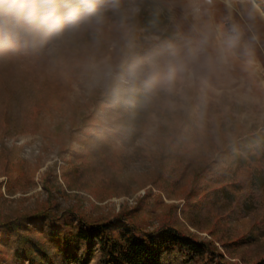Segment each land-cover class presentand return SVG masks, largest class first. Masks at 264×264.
Instances as JSON below:
<instances>
[{
    "label": "rangeland",
    "instance_id": "rangeland-1",
    "mask_svg": "<svg viewBox=\"0 0 264 264\" xmlns=\"http://www.w3.org/2000/svg\"><path fill=\"white\" fill-rule=\"evenodd\" d=\"M113 2L78 0L71 11L67 0H50L51 21H60L53 33L15 37L0 48V217L42 205L88 218L136 207L146 226L157 227L168 204L178 205L180 218L184 208L193 212L186 198L206 163L218 171L235 151L249 168L264 170L258 149L246 152L241 143L264 133V0H118L115 9ZM89 5L110 13L90 21ZM143 12L155 17L149 30L139 25ZM73 17L78 25L85 21L83 28L73 29ZM233 26L240 38L230 47ZM105 64L115 70L110 80L97 73ZM31 84L42 93L8 122L1 106ZM131 95L148 110L136 115ZM134 124L137 137L124 142L117 131L133 132ZM96 140L107 148L102 160L91 154ZM177 150L197 162L181 183L171 177L174 186L168 185L170 196L163 195L161 204L153 183L169 178L177 161L168 154ZM149 189L154 194L147 199ZM190 218L205 228L183 221L185 227L203 239L230 242L250 235L246 246L230 244L233 260L252 264L264 257L257 215L234 218L228 211L196 209ZM9 258L0 255L2 264Z\"/></svg>",
    "mask_w": 264,
    "mask_h": 264
},
{
    "label": "trees",
    "instance_id": "trees-1",
    "mask_svg": "<svg viewBox=\"0 0 264 264\" xmlns=\"http://www.w3.org/2000/svg\"><path fill=\"white\" fill-rule=\"evenodd\" d=\"M67 1L69 10L75 11L78 0ZM49 2L50 0H0V48L5 41L15 37H37L39 34L49 36L53 33L49 14L52 7L48 6ZM29 13L32 14L31 17ZM109 13L96 8V13L89 18L94 21L97 16L103 17ZM139 17L140 27L149 30L154 15L143 12ZM4 20H10L12 26ZM83 23L85 21L75 30L83 28ZM27 24L31 26V30H27ZM11 29L19 33L14 34ZM36 86L31 84L29 87H23L24 89L15 92L14 96H10L6 103H3L1 111L8 122H14L16 115L19 116L22 109L26 110L31 97L33 99L40 96L41 88ZM117 97L122 102L126 99L125 96ZM131 98L135 103L133 111L136 115L148 110L149 105L146 102L134 95H131ZM141 122H137L140 128ZM132 128L133 132L117 131L124 142H131L137 137L138 125L134 124ZM241 141L243 147H246V152L256 148L260 157L264 158V133L247 136ZM90 143L91 154L96 160L104 159L102 154L107 149L105 143L100 140ZM230 154L233 158L231 163L220 170L212 171L208 162L194 176L190 186L192 194L187 196L186 200L188 206L195 209L189 212L184 208L180 213L181 218L177 213L178 205L175 204H168L170 211L157 227L146 226L143 218L136 214V207H124L117 214L88 218L74 209L55 212L52 207L42 205L16 217H0V232L3 231L8 237L0 239V246L8 248L5 252L0 247V255L6 254L10 257L9 264H251L244 258L240 261L233 260L235 257L229 249L230 244L237 249L248 245L250 235L240 236L230 242H223L219 238L208 240L190 232L184 225L188 224L197 230L205 228L190 218L196 209L200 213L211 210L228 211L234 218L257 215L255 224L264 234V170L249 168L247 160L235 151ZM252 157L257 159V156ZM168 159L177 161L173 164L169 178L165 176L163 180L153 183L154 188L160 192L155 200L161 204H164L163 195L167 198L170 196L168 185L174 186L170 182L171 177L176 183H181L187 170L197 162L191 158V154L178 150L170 152ZM235 162L238 167L233 172ZM179 163L181 167L176 166ZM203 180L207 183L206 188L200 186L197 190ZM202 188L205 191L199 193ZM196 192L197 194H193ZM153 194L149 189L144 197L149 199ZM213 232L214 230H211L212 235H215ZM255 237L253 236L254 239ZM217 242L228 252L220 250ZM1 261L0 259V264ZM252 264H264V257L253 261Z\"/></svg>",
    "mask_w": 264,
    "mask_h": 264
},
{
    "label": "clouds",
    "instance_id": "clouds-1",
    "mask_svg": "<svg viewBox=\"0 0 264 264\" xmlns=\"http://www.w3.org/2000/svg\"><path fill=\"white\" fill-rule=\"evenodd\" d=\"M112 7L114 9L119 7L118 0H114ZM95 13H96V9L94 7H92L91 5H89L86 9V14L90 16V15H94ZM31 15L32 14L29 13V17H31ZM96 19H97V23H99L101 21V17H99V16H97ZM53 23L59 24L60 21L57 19V20H54ZM71 23H72L73 29L78 27V21L75 17H73ZM232 33H233V35L229 38V46L235 47L239 41V38H240V32H239L238 26H233ZM153 70H155V66H154ZM97 73L99 76L103 77L104 79L110 80L114 77L115 70L110 64H105L103 67L97 69ZM130 75L133 78H135L137 73L132 72V73H130ZM172 79H174V77H170V86H171Z\"/></svg>",
    "mask_w": 264,
    "mask_h": 264
}]
</instances>
